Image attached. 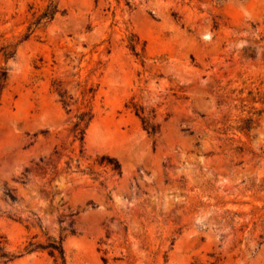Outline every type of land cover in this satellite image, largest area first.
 Returning a JSON list of instances; mask_svg holds the SVG:
<instances>
[{"label":"rangeland","instance_id":"obj_1","mask_svg":"<svg viewBox=\"0 0 264 264\" xmlns=\"http://www.w3.org/2000/svg\"><path fill=\"white\" fill-rule=\"evenodd\" d=\"M1 69L0 264H264V0H0Z\"/></svg>","mask_w":264,"mask_h":264},{"label":"trees","instance_id":"obj_2","mask_svg":"<svg viewBox=\"0 0 264 264\" xmlns=\"http://www.w3.org/2000/svg\"><path fill=\"white\" fill-rule=\"evenodd\" d=\"M57 13V5L51 4L47 11L39 18L38 22L36 24H39L42 20H51L54 15ZM8 48V47H7ZM132 50H136V46L132 45ZM14 55V52L5 53L6 58L12 57ZM6 80H7V70L1 69L0 70V98L2 96V93L4 89L6 88ZM251 95V94H250ZM61 102L65 107L69 106L68 98L65 96V94H60ZM255 99V98H254ZM264 104V95L263 97H260V100ZM135 113L136 115L141 119L144 129L151 135H156L157 132H159V126H156L151 123V118L145 114V109L141 107L135 106ZM77 123L75 124V132L79 136V140L83 142L85 137V131L91 122L92 117H89L88 114H83L82 116H79ZM239 126H237L236 130L240 133H248L252 129L253 119H245L241 120L239 122ZM104 162L101 164L103 165L105 161H107L106 165H109L112 167V170L115 172L120 173L121 172V166L119 162L115 159L110 158H103ZM8 198L12 202H16V197L12 193H7ZM48 251L49 255L54 258L55 262L57 264H66V258H65V251L63 248V239L56 240L49 238L48 242L46 244H39V243H30L27 247L28 253L34 252V251ZM16 259V257L7 252L5 243L3 241H0V263H9L13 262Z\"/></svg>","mask_w":264,"mask_h":264}]
</instances>
